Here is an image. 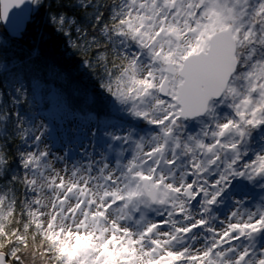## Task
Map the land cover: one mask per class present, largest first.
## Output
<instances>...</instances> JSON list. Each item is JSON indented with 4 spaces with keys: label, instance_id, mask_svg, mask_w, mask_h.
<instances>
[{
    "label": "snow or ice",
    "instance_id": "snow-or-ice-1",
    "mask_svg": "<svg viewBox=\"0 0 264 264\" xmlns=\"http://www.w3.org/2000/svg\"><path fill=\"white\" fill-rule=\"evenodd\" d=\"M0 25V264H264V0H0Z\"/></svg>",
    "mask_w": 264,
    "mask_h": 264
},
{
    "label": "trees",
    "instance_id": "trees-1",
    "mask_svg": "<svg viewBox=\"0 0 264 264\" xmlns=\"http://www.w3.org/2000/svg\"><path fill=\"white\" fill-rule=\"evenodd\" d=\"M4 33V28L0 25V34ZM58 88H62V98L59 101L64 109L65 105H71L72 108H82L86 107L84 97L80 90L87 87V91L89 94L92 93L93 89L90 82L85 78L84 80H74L71 82H58ZM97 107H103L101 101H97Z\"/></svg>",
    "mask_w": 264,
    "mask_h": 264
},
{
    "label": "rangeland",
    "instance_id": "rangeland-1",
    "mask_svg": "<svg viewBox=\"0 0 264 264\" xmlns=\"http://www.w3.org/2000/svg\"><path fill=\"white\" fill-rule=\"evenodd\" d=\"M58 109L61 112L63 111V107H62V105H61L60 102H58ZM53 146H54V148H57V147L60 146V137H59V134H57V139H56V141L53 142Z\"/></svg>",
    "mask_w": 264,
    "mask_h": 264
},
{
    "label": "water",
    "instance_id": "water-1",
    "mask_svg": "<svg viewBox=\"0 0 264 264\" xmlns=\"http://www.w3.org/2000/svg\"><path fill=\"white\" fill-rule=\"evenodd\" d=\"M2 27L4 28V26L2 25Z\"/></svg>",
    "mask_w": 264,
    "mask_h": 264
}]
</instances>
